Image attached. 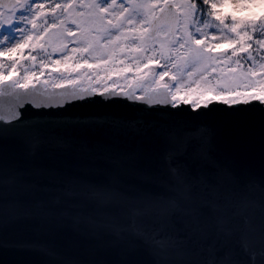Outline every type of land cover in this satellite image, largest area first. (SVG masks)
Instances as JSON below:
<instances>
[{
    "label": "water",
    "instance_id": "1",
    "mask_svg": "<svg viewBox=\"0 0 264 264\" xmlns=\"http://www.w3.org/2000/svg\"><path fill=\"white\" fill-rule=\"evenodd\" d=\"M11 82L0 115L23 118L0 122V264H264L260 101Z\"/></svg>",
    "mask_w": 264,
    "mask_h": 264
},
{
    "label": "rangeland",
    "instance_id": "2",
    "mask_svg": "<svg viewBox=\"0 0 264 264\" xmlns=\"http://www.w3.org/2000/svg\"><path fill=\"white\" fill-rule=\"evenodd\" d=\"M36 1V0H35ZM163 0H115V6L111 9H108L106 13H98L97 10L89 7L90 4L93 3V0H77L76 4L83 5L82 14L85 17H80L82 15H74L70 18L69 14L63 15L67 19L58 18V25L66 23L67 28L73 30L74 35H64L62 37L63 42L67 45L66 49H61L60 51H53V59L54 63L50 67V74L47 76V81L51 84H63L68 82H73L76 80H82L84 84L92 85L96 90L100 91L110 86H118L119 88H126L128 85L133 82H139L136 77H148L149 73H147L142 66L135 69L134 71L127 72L126 68H123L121 65L126 64L129 61H137L141 62L143 57L145 56L144 50H142V42L137 37L139 36V30L146 27V25L141 24L140 21L147 19L150 21L151 13L155 10H150L147 8L137 7L138 5H147V4H157V7ZM225 0H219L220 4H223ZM232 5L238 3L239 0H227ZM261 1V0H259ZM96 3L103 4L104 0L96 1ZM183 0H175V4L182 3ZM22 3L27 5L31 4V0H22ZM108 3H112V0H108ZM37 4H43L45 6L44 11L47 13L46 18L51 16V1L49 0H37ZM124 5V8L121 7ZM76 7V5H75ZM47 8V9H46ZM78 7H76L77 9ZM127 9V10H125ZM72 9L71 11H73ZM23 12L26 17L33 16L34 12H32L29 7L25 9H16L14 11L15 15H6L12 20V23L15 24L19 19V13ZM35 11V10H34ZM181 11V10H180ZM121 13H123L121 15ZM103 16V20L100 19V16ZM42 18H37V20H41ZM75 20L76 23H72ZM111 21V24H109ZM131 21V23H129ZM77 25L80 26V29L84 30L85 36L81 37L80 32L77 31ZM203 26V25H202ZM8 26L5 25V28ZM20 27L24 30L21 32H14L13 35L15 37L14 40L8 45L11 47L12 44H15L16 41L26 42L28 40H24L25 36H31L32 33H38L37 31L33 32L32 28L29 24L21 23ZM62 29H58L56 32H48L46 43L48 47H52L49 45V37H52L51 43H58V38L52 36L53 33H57ZM207 30H211V42L216 45V47L212 50L213 52L221 51L225 49L227 46H235L225 42V38L230 36V33L227 29L221 31L220 28L216 27V22L209 23V26L206 27ZM205 30V29H204ZM160 37L158 40L153 41L150 36H148L146 47L153 46L155 49L160 50L161 42L167 41L169 38L168 29H163L160 32ZM213 37L216 39L213 40ZM261 39H264V35ZM75 41V43L73 42ZM91 42L92 49L90 51L81 52L82 54L88 55L86 58L87 64L81 65V62H75L77 58V53L70 55L68 59H62L69 53L72 52L74 48H82L85 42ZM171 47H175L172 45ZM224 47V48H223ZM4 46L0 45V50H3ZM127 49L125 56L120 55V52H125L124 49ZM222 48V49H221ZM152 49V48H151ZM260 51V49H259ZM254 54L253 63L255 66H259L260 64H264V54L259 57ZM264 53V50H262ZM12 57H16V54H13ZM165 57L171 60L175 59V55L170 52H165ZM121 62L119 66L120 69L110 68L114 66L116 63ZM234 59L230 62L228 60H222L221 64H212L208 67H202L196 69V76L193 79H198L201 74L207 76V78L211 81V86H215L218 80H222L225 77L227 81L236 83H240V73L242 71H246L242 69V65H238L237 68H233ZM110 66V67H107ZM225 65V66H223ZM102 69H99L101 68ZM120 70V71H119ZM192 71L191 66L185 68L182 72H178L176 68H173V73L176 77L175 85L179 84L181 86V91H179L176 95L179 101H184L185 98L189 100L193 104V102L199 101L200 103L206 102L210 99L209 94L203 88L197 90V85L195 83L191 84V87H188V84L191 83L187 73ZM163 72V71H162ZM160 74V73H159ZM154 76L150 78L147 82L149 87H156L160 85V80L162 79L160 75ZM28 80L26 81L28 84L32 82L34 77L33 69H30L26 72ZM174 85V86H175ZM172 89V88H171ZM236 90H241L243 94H251V95H261L264 96V83L260 84L255 88H247L243 83ZM176 89H172V92H175ZM216 95L217 99H220L223 96V92H220L219 95L216 91H213ZM232 92V91H230ZM237 93V92H235ZM247 97H241L240 99H246Z\"/></svg>",
    "mask_w": 264,
    "mask_h": 264
},
{
    "label": "snow or ice",
    "instance_id": "3",
    "mask_svg": "<svg viewBox=\"0 0 264 264\" xmlns=\"http://www.w3.org/2000/svg\"><path fill=\"white\" fill-rule=\"evenodd\" d=\"M115 6V0H112V3H108V0H104L103 4L96 3L93 0V3L89 5V7L97 10L98 13H106L108 9H111ZM204 6H208V15L213 18L216 22V27L220 28L221 31L227 29L230 33V36L225 38V42L238 45V47H233L231 49V55H227L226 53H219L218 55H213V49L216 47L214 43H210L207 40L206 33L204 32V28L209 26L207 20L203 21V26H201V20L197 18V14L202 10ZM222 6V5H221ZM254 0H239L238 3L233 5L234 9H245L249 7H256ZM26 7H30L35 9L33 16L26 17L24 13L21 11L19 13V19L15 24L12 23V20L9 16H6L3 11H0V45H3V50L12 51L14 48H18L20 43L23 41H16L15 44H12L11 47L8 45L12 40L15 39L13 33L21 32L23 33V29L20 27L21 23L30 24L32 28H37L38 25L35 23L37 18H43L47 15L45 13L43 4L35 3V0H31V5H27L25 3H8L5 4L0 0V8L7 9L8 13L12 16L15 15L13 12L14 9H25ZM83 7V5H81ZM124 8V5H121ZM137 7L147 8L150 10L156 9L157 4H147V5H138ZM169 9L167 16L165 17V22L168 25V34L169 38L167 41L161 42L160 48V59H164L165 52H170L175 55V59L172 60L173 68H176L178 72H182L185 68L191 66L192 71L187 73L191 83L188 84V87H191L192 83L197 85V90L203 88L205 91H217L219 95L220 92H228V91H236L237 88L241 86L243 83L247 88H255L260 84L264 83V64H260L258 67L255 64L249 67L246 71H242L240 73V83H236L235 81L229 82L225 77L222 80H218L215 86L209 87L211 81L207 78L206 75L201 74L198 79H193L196 76V69L202 67H208L212 64H221L222 60H232L233 57H239L241 53H246L247 58L249 60L253 59L252 52L250 51L253 48V43L257 46L258 49L264 50V39L255 38L256 33H260L264 35V14L259 16L257 15H249L245 17H237L235 15H220L217 11L218 4L215 0H202V3L198 6L196 0H183L180 4L169 3V0H164V3L159 5V10L161 13H164L165 8ZM72 9L73 4L69 2L68 4H56L52 8V12H55L56 9ZM171 9H180L181 12L178 15L177 12L171 11ZM127 10V9H125ZM123 13H121L122 15ZM152 18L156 19L155 12L151 13ZM100 19L103 20V16H100ZM226 21H230L226 22ZM72 23H76L75 20ZM131 23V21H129ZM141 24L146 25V27L139 30V36L137 37L142 42V50L146 51V42L149 36V33L152 30V24L149 20L144 19L140 21ZM111 24V21H109ZM179 25V31L175 29V25ZM5 25L8 27L5 28ZM49 27H53L49 25ZM77 31L80 32V36L84 37V30L80 29V26L77 25ZM48 33V28H44V31L36 36L35 40L37 43H40L41 37ZM159 33V29H157V34ZM74 35L73 30L67 27H62V29L53 33L52 36L58 38V43L53 45L51 43L52 37H49V45L53 47V51H60L61 49H66L67 45L63 42L62 37L64 35ZM31 39L30 36H25L24 40ZM216 38L213 37V40ZM75 43V41H73ZM175 45V47H171ZM43 47V44L41 45ZM92 49L91 42H85L82 48H74L71 53L62 57V59H68L70 55H73L77 52H86ZM153 57L149 56L146 59L151 60ZM171 59L170 57H168ZM235 63L240 65V59H236ZM167 71L160 73V77L167 75ZM28 77L25 76L22 80H13L11 85L15 88H21L27 90L29 84L26 82ZM36 83H40L37 81ZM32 87H35L33 84ZM163 87L168 88V85H163ZM176 91L172 92L169 89L170 95H172L173 100L176 103H179V99L177 98V93L181 91V86L179 84L174 86ZM5 84L0 82V95H4ZM223 103L225 104H235L238 101L237 98H228L223 97ZM248 99L258 100L262 104H264V96L259 94L253 95ZM184 103H189L187 98L184 99ZM211 103V100L205 102V106ZM175 106V104H174ZM251 106V105H250ZM20 107V105H17ZM36 107H42L40 104H36ZM193 107H199V101L193 102ZM23 118L22 112L10 111L7 115H0V122L3 124L10 126L13 121L19 123ZM172 174L176 177H179V170L174 169L170 170ZM4 241L0 240V247H2ZM260 256L264 258V232L261 233V248H260ZM213 264H216L214 261ZM222 264H235L231 259H225ZM252 264H256L255 260L252 261Z\"/></svg>",
    "mask_w": 264,
    "mask_h": 264
},
{
    "label": "flooded vegetation",
    "instance_id": "4",
    "mask_svg": "<svg viewBox=\"0 0 264 264\" xmlns=\"http://www.w3.org/2000/svg\"><path fill=\"white\" fill-rule=\"evenodd\" d=\"M53 1H54V4H68L69 2H71L73 4V8L72 9H74V12L71 11L72 9H70V10H68V9H61V8L58 9L59 11L61 10V12L64 13L63 15L69 14L70 18L75 15V13H76V9L75 8L76 7H81L78 4H76V1L77 0H53ZM75 5H76V7H75ZM63 15H60V17L63 18V19H67ZM61 26L62 27H65V26H67V24L66 23H63V24H61ZM166 28H168V27H166Z\"/></svg>",
    "mask_w": 264,
    "mask_h": 264
},
{
    "label": "trees",
    "instance_id": "5",
    "mask_svg": "<svg viewBox=\"0 0 264 264\" xmlns=\"http://www.w3.org/2000/svg\"><path fill=\"white\" fill-rule=\"evenodd\" d=\"M20 52L22 53V62L21 64H18V68H17L18 71L19 70L22 71L25 65L30 62V59H28V57L26 56L25 50ZM5 69H7V66L5 67Z\"/></svg>",
    "mask_w": 264,
    "mask_h": 264
}]
</instances>
